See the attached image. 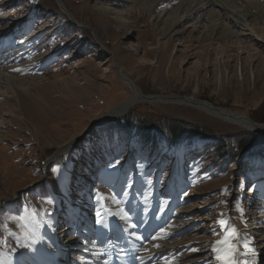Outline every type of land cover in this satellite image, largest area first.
Listing matches in <instances>:
<instances>
[{"label":"rangeland","instance_id":"obj_1","mask_svg":"<svg viewBox=\"0 0 264 264\" xmlns=\"http://www.w3.org/2000/svg\"><path fill=\"white\" fill-rule=\"evenodd\" d=\"M232 1L236 9L240 2ZM251 1L260 3L259 8L247 3L256 11L248 19L256 26L257 44L244 35L234 37L229 22L205 31L201 27L214 22L206 17L197 22L196 15L163 27L159 19L171 16L177 0L154 10L149 6L154 16L161 14L153 21L146 5L138 8L130 0H0V43L4 54L11 55L6 61L25 64L20 72L0 74L10 100L0 105V260L31 264L34 259V264L35 235L42 236L43 246H53L52 224L60 233L87 213L94 228L104 217L121 227L134 217L140 222L149 217L145 222L156 228L154 235L164 232L175 246L172 252L180 259L174 264H219L212 245L232 229L238 233L233 240L237 247L247 238L264 245V184H257L264 171L248 170L241 161L246 156L238 153L226 160L220 156L219 169L210 161L220 148L242 138L251 143L256 134L173 102L136 103L115 118L134 112L195 128L194 144L186 142L181 150L175 143L165 151L134 139L122 142L107 131L95 136L97 128L87 131L133 95L118 73L145 96L193 98L264 124V0ZM72 136L74 144L47 163ZM257 145L253 157L260 158L264 134ZM193 147L203 151L194 154ZM116 160L119 165L111 167ZM105 175L116 179L107 182ZM260 177L264 182V175ZM26 214L34 215L36 230L24 221ZM221 219L226 221L223 227L217 223ZM131 233L135 235L134 229ZM257 240L260 264L264 248ZM18 246L33 250L22 255L32 259L17 262Z\"/></svg>","mask_w":264,"mask_h":264},{"label":"bare ground","instance_id":"obj_2","mask_svg":"<svg viewBox=\"0 0 264 264\" xmlns=\"http://www.w3.org/2000/svg\"><path fill=\"white\" fill-rule=\"evenodd\" d=\"M130 1L134 5L138 4L137 5L138 8L140 4L146 5L144 10L145 9L148 10L150 15V20H152V19H159L161 17L160 16L161 14L154 16L153 13L154 9H157L158 6L160 8L161 5L165 6L167 4H170L173 0H130ZM177 1L178 3L176 5L180 8L176 7L175 9L170 10L169 15H171L170 16L171 18L170 17L164 18L163 15L162 17L164 19L163 18L159 19V21L161 20L163 22L162 24L163 27H165L166 23L168 22L167 25H170L171 28L173 25L176 26L178 24H181L182 22L187 21L192 17V15H196L199 18L197 19V22H202L205 17L209 21L214 22L212 23L211 26L209 25L202 26L201 28H203V30L210 28L212 29V31H214V29H219L222 26H226L227 25L226 22H229L230 24H232V27L235 28V30L231 31L232 33L235 32L234 37L237 35H244L252 42L256 41L255 44H257V40H260L259 38L256 37L257 34H256L255 24H252L248 19L249 16L252 17L253 13H256V11L253 12V9H251L248 4L251 3L252 8H253V4H255L257 8H259L260 3H256V1L235 0L240 2V4L236 6V9H234V7L231 6V3L233 2L232 0H177ZM59 4L62 8L63 5L62 2H60ZM149 6L151 8L153 7V10L151 12H150L151 8ZM245 6L246 8L240 9ZM147 7L149 8L147 9ZM141 9L142 8H140L138 14L141 12ZM179 10L180 11L184 10L181 17L176 16ZM132 11L133 10H130L129 13H131ZM168 19L170 21H167ZM218 21H220L219 22L220 25L217 23ZM75 22L78 23L77 20ZM79 23L83 24V22L81 21H79ZM228 28L232 29L231 27ZM180 31L182 32V30H175L174 34H177ZM236 32H238V34H236ZM0 48L1 51L2 47L0 46ZM4 50H3V54L0 56V74L2 73V71L11 72V71H15V69H20V71L23 70L25 64H21V63L8 64L9 62H7L8 61L7 58H9L11 55L7 56L6 55L7 53L4 54L5 52ZM215 61L217 62L218 59L216 58ZM20 71H15V72H20ZM249 76L253 77V71L250 69H249ZM121 80H123L122 82L130 89V91H132L133 95L130 98H128L125 102H122L117 107L113 108L112 112L107 117L98 119L96 124L103 123V121H105L106 118L113 119L115 117H118V115L123 114L136 103L146 102V103H151L153 105L154 104L157 105L160 103L173 102L177 104H183L186 106L194 107L198 110L205 112L210 116L220 119L221 121L228 122L230 124H235L244 130L251 131L252 133L256 134L257 137L260 134H263L262 130L259 129L258 126L251 124L246 119L240 118L237 113L216 108L208 102H202V101L198 102L197 100L194 101L193 98H185V99L183 98V99H174V100L171 99V101H166V100L162 101V99L160 98L158 100H154V99H150L149 97H142L141 91L139 92L136 84L131 79L122 75ZM4 87H5L4 84L0 86V97L2 96L4 99L2 100L3 102L0 100V105H2L5 102L6 96L9 94L7 90L8 87L7 88ZM15 92L17 91L14 90V93ZM15 96H18V93ZM19 100L20 99H18V101ZM6 101H10V100L8 99ZM0 125L1 126L4 125V122L0 121ZM73 139L74 138L72 136L70 139L59 145V147L57 148L58 150L55 152V154L52 157H50V159L47 160V163H49L51 159L53 160V158L56 159L57 157H59L61 153H63L68 147L72 146L74 144L72 141ZM200 148L201 147L195 149L197 152H199ZM102 179H104L107 182L110 181L112 182L113 180L115 181L116 178L114 177L110 179L108 178L107 175H105L104 178ZM163 190L164 189H160L157 191V193L159 194ZM262 192H264V188L262 189L261 193ZM132 210L134 209L133 208L130 209V211ZM23 219L28 225H30L31 228H33L34 230L37 229L38 222L34 218L33 214H31L30 216L26 214ZM52 220H54V217H52ZM139 220L140 218L136 219L134 217L133 219L129 220L130 223L125 224L123 227H121L120 225H118V223H116L115 220L110 219L109 217H104L103 221L101 222V225H99V227L97 228H94L92 225L93 218H91L90 215L87 213L80 220L76 221L70 226H66L61 230H59L60 233H56V231L54 230L53 227L54 225H56L55 223L52 224L53 226L51 227V230H49L50 235L54 238L53 246H46V245L43 246L44 243L39 240L40 236L38 238L35 235L37 245L36 247H34L33 250L35 251L36 256L32 255L33 250L28 251L27 250L28 248L25 247L26 248L25 249L23 247L18 246L15 250V253L17 254L16 256H18V258H16V261L20 262V260L23 257L30 258V256L22 257V255L28 254L35 257L36 262L34 264H164V261L166 259L171 261V264L176 263L180 259V257L175 256L173 254L172 251L175 249L174 248L175 246L165 240L166 235L165 238H158L155 240L153 239V236H158V237L164 236V232L160 233V235L158 233L154 235V233H156L157 231L156 228L153 227L154 229H152L151 224H149V222H145L149 220V217L143 218L142 222H140ZM261 228L264 229V227L262 226ZM132 229H134L135 235L132 233L130 235ZM137 237H139V239ZM256 240L255 238L254 239L247 238L244 242H242L238 246L239 248L238 250L241 253H248L249 248L254 250L255 252L254 264H257L256 251L254 248V244ZM262 242H263L262 240L258 239L256 243L260 244L262 248H264ZM157 244L159 245V247H154V245ZM73 246H78V247H76L77 248L76 249V248H72ZM145 249H147V251H145ZM75 251L81 252L78 258L68 257V254L73 253ZM242 259L246 262V264H253V256L251 254L242 256ZM3 262L4 264H12L11 261H8L6 258H3ZM33 262L31 264H33ZM263 262L264 261L261 260L260 264Z\"/></svg>","mask_w":264,"mask_h":264},{"label":"trees","instance_id":"obj_3","mask_svg":"<svg viewBox=\"0 0 264 264\" xmlns=\"http://www.w3.org/2000/svg\"><path fill=\"white\" fill-rule=\"evenodd\" d=\"M45 10L47 11V9ZM97 129L98 133H95ZM97 129H95L94 132L95 136H97L100 131H107V134L109 136L114 135L122 142L134 139L135 141H138L140 144H143L145 146H152V149L153 147L161 148L162 150L165 149V151H171L170 145L172 143L179 145V147L183 146L186 142H188L187 145L189 146L194 144L195 136L197 134L195 128L181 125L180 122H170L167 120L166 122L154 121L148 118L146 115H139L134 112H128L124 116L113 119L103 127ZM250 141V138H242L237 142L232 141L231 147H228V149L220 148L222 147L220 146V149L218 150L219 154L215 159V156L212 155V160L210 159V161H212V164L219 169L223 166H220L217 161L220 156V160H226V158L231 159V157L236 155V153H238L239 155L240 151L245 146L250 144ZM103 143H105V141H103ZM258 148L259 145H257L255 148L247 150L242 155V157L246 156V158H248V162L246 161V158L245 160L241 161L246 165L248 170H253V172L264 171V154L260 158L257 155L253 157V154ZM181 149L182 148L180 147L179 150ZM209 150L210 149H207V152ZM175 152V154L177 155L178 151L176 150ZM252 161L254 165L249 166L248 163ZM2 206H0V208H2ZM1 212H3V210Z\"/></svg>","mask_w":264,"mask_h":264},{"label":"snow or ice","instance_id":"obj_4","mask_svg":"<svg viewBox=\"0 0 264 264\" xmlns=\"http://www.w3.org/2000/svg\"><path fill=\"white\" fill-rule=\"evenodd\" d=\"M15 71H20V69H15ZM120 163L119 160H116L114 163L110 164L111 167L115 168ZM97 196L99 198H103L102 194L97 193ZM99 215V214H97ZM125 218L127 216L125 215ZM102 221L97 220V223H101ZM218 224H220L222 227L226 224V221L221 219L217 221ZM164 230H161L163 232ZM166 235V234H165ZM238 233L235 229H232L230 231H225L224 234L221 236L220 239H217L211 248V251L215 254V259L219 262V264H246V262L242 259V256L251 254L253 256V264L255 259V252L253 249L249 248L248 253H241L238 250L237 244L233 243V240L237 237ZM139 239V237H137ZM158 238H165V236H153V239ZM0 243H3V241H0ZM154 247H159V245H154ZM15 250V249H13ZM147 251V249H145ZM195 251V249H193ZM0 264H4L2 260H0ZM164 264H171V261L165 260Z\"/></svg>","mask_w":264,"mask_h":264},{"label":"water","instance_id":"obj_5","mask_svg":"<svg viewBox=\"0 0 264 264\" xmlns=\"http://www.w3.org/2000/svg\"><path fill=\"white\" fill-rule=\"evenodd\" d=\"M118 76L121 78L122 77V74L121 73H118ZM141 96L142 97H149L150 99H154V100H158L159 98L160 99H162V101H171V99L172 100H174V99H185L186 97H176V96H169V95H150V96H145V95H143L142 93H141ZM198 102H200V101H198ZM192 105H194V104H192ZM219 109H222V108H219ZM113 110V109H112ZM112 110H110L105 116H102V118L103 117H107L111 112H112ZM223 110H226V109H223ZM227 111V110H226ZM239 115V117L240 118H242V119H246L247 121H249L251 124H253V125H256V126H258V128L259 129H261L262 130V133L264 134V124H257V123H254V122H252L250 119H248L247 117H245V116H243V115H240V114H238ZM101 119V118H100ZM111 118H106L105 119V121H103V123H101V124H96V122L89 128V130H87L88 132H90V131H92L95 127H98V126H101V125H103V124H105L106 122H108L109 120H110ZM86 131V132H87ZM263 134H260L261 136L263 135ZM258 136V137H256L250 144H248L247 146H245L242 150H241V152H240V154H239V156L243 153V152H245L246 150H248L249 148H251V147H253V146H255L258 142H259V140H260V137L261 136ZM54 159V158H53ZM52 160V159H51ZM51 162V161H50Z\"/></svg>","mask_w":264,"mask_h":264}]
</instances>
